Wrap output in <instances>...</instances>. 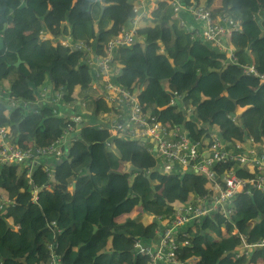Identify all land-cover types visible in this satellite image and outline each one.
I'll list each match as a JSON object with an SVG mask.
<instances>
[{"label": "trees", "instance_id": "16d2710c", "mask_svg": "<svg viewBox=\"0 0 264 264\" xmlns=\"http://www.w3.org/2000/svg\"><path fill=\"white\" fill-rule=\"evenodd\" d=\"M215 1L221 7L214 12L231 16L248 40L247 48L237 49V63H225V54L193 41L179 28L171 8L161 3L149 19L152 26L139 30L145 44L118 50L116 81L140 93L146 113L184 126L194 140L206 134L199 128L203 125L218 132L229 148L249 137L262 146L264 83L245 75L244 68L254 65L264 75V0L207 3ZM53 4L64 14L53 12ZM132 7L129 0H0V82H8L11 97L31 103L19 120L5 116L9 105L0 99V127L8 128L9 142L19 147L50 144L65 130L70 115L82 114L83 104L89 121L111 111L93 87L85 52L62 45L60 39L84 42L99 52L121 27L131 24ZM44 33L52 37L42 39ZM19 59L22 63L15 67ZM43 86H52L51 96L61 90L59 115L48 103L34 105ZM172 94L189 96L184 108L172 104ZM66 104L72 108L63 110ZM238 108L247 109L237 116ZM38 162L0 168V203L1 197L5 201L0 209V264H49L53 259L58 264H148L147 257L135 253L134 240H158L159 224L150 223L151 217L174 216L172 206L189 200L185 181L193 180L198 196L210 186L196 175L161 174L156 159L140 143L111 138L107 129L92 125L80 130L67 160L50 168L54 183L42 159ZM130 166L139 171L127 173ZM235 170L241 178L251 177L237 165ZM230 210L226 218L214 216L188 228L185 240L179 236L180 263L264 262V248H257L264 245V192L237 194Z\"/></svg>", "mask_w": 264, "mask_h": 264}, {"label": "built area", "instance_id": "2783aa9c", "mask_svg": "<svg viewBox=\"0 0 264 264\" xmlns=\"http://www.w3.org/2000/svg\"><path fill=\"white\" fill-rule=\"evenodd\" d=\"M137 3L132 9L134 17L131 20V28L122 27L119 34L99 52L94 46L84 42H62L64 46L85 52V61L94 78L93 87L100 91V98L105 100L111 111L103 113L99 120L89 121L84 115L90 113L86 112L83 104L82 114L70 115L67 127L60 137L46 146L14 145L8 141V128L0 127V168L9 164L37 165L42 158L67 160L69 148L77 141L80 130L87 125L107 129L111 138L140 143L156 159L157 169L161 174L196 175L210 182L208 192L202 196L195 194L193 187L189 189V200L172 206L174 216L171 219L151 217V223L159 224L156 231L157 245H147L140 238L134 240L135 253L147 257L148 264H182L177 258L178 249L182 246L178 240L180 235L185 240L188 228L197 227L205 219L214 216L219 219L228 217L237 194L264 192V145L259 146L249 137L229 148L218 132L203 125L199 128H203L206 134L194 140L184 126L164 123L157 116L146 113L139 95L117 83L114 64L118 50L136 43L145 44L146 37L139 34L141 28L137 24L150 17L151 8L154 12L161 3L171 8L179 28L189 33L193 41L200 40L225 54V63L235 64L238 61V48L232 40L243 33V28L227 13H216L211 7L202 6L197 2L188 3L185 0H138ZM183 13H187L188 18H184ZM42 39H48L45 33ZM244 74L258 77L260 83H264V75L259 74L254 65L245 67ZM50 91L47 86H43L38 91V100L34 105L48 103L52 105L53 114L59 115V107L63 105L61 90L56 91L53 96L49 95ZM181 97L179 94L177 98ZM2 98L6 99L10 110L25 111L31 105L28 101L10 97L8 90L0 83V99ZM70 108L72 107L66 104L63 110ZM191 112L192 110H187L188 116ZM107 146L113 148L110 144ZM235 165L248 171L251 177H239ZM45 171L51 177L50 168L45 166ZM33 194L36 201L38 190H34ZM4 202L1 197L0 209ZM184 245H189V241L186 240ZM195 262L196 259H193L192 263ZM58 263V259H53L49 264Z\"/></svg>", "mask_w": 264, "mask_h": 264}, {"label": "crops", "instance_id": "0c3cea01", "mask_svg": "<svg viewBox=\"0 0 264 264\" xmlns=\"http://www.w3.org/2000/svg\"><path fill=\"white\" fill-rule=\"evenodd\" d=\"M133 2V4L137 3L138 0H130ZM207 1V0H206ZM102 2V0H101ZM207 6H210L212 7V9H218L221 7V4L219 1H215L211 4H207ZM50 9L55 12L57 15H63L64 14V9L61 7V6H58V5H50ZM184 18H188V14L185 13V17ZM151 24V23H150ZM127 26L130 28L131 27V24L130 22L127 24ZM145 27V26H144ZM46 37L47 38H51L52 36L46 34ZM62 39V38H61ZM68 41V39H65ZM66 41V42H67ZM233 43L235 44V46H237V48H240V49H245L248 47V40L246 38V36L242 33V34H239L237 35L236 37H234V39L232 40ZM115 73V71H114ZM117 76V73H115V78ZM8 83V82H7ZM4 84V82H3ZM9 89V88H8ZM241 109V113L239 112L237 116H240L247 108H239ZM7 116L13 114L16 118H18L19 120L23 119L24 116H25V111L22 110V109H14V110H9L5 113ZM42 162L43 164L46 166V167H49V168H52V166H55L58 162V160L54 159V158H42ZM185 186L188 188V189H191L192 187H194V183L193 182H187L185 183ZM139 211H135L132 216H134L135 214H137ZM123 219H120V221H122ZM151 221V219H150ZM158 243V240L156 239V242L153 243V245H157ZM147 245H150L149 243H146ZM247 250H250L249 247L247 248ZM256 264H264V262L262 260H259L257 261Z\"/></svg>", "mask_w": 264, "mask_h": 264}, {"label": "rangeland", "instance_id": "374dc122", "mask_svg": "<svg viewBox=\"0 0 264 264\" xmlns=\"http://www.w3.org/2000/svg\"><path fill=\"white\" fill-rule=\"evenodd\" d=\"M130 1V0H129ZM130 2H132V1H130ZM199 2V4H201L202 6H207V1L206 0H199L198 1ZM152 7V6H151ZM208 7H210V6H208ZM153 12V9L151 8V13ZM150 13V14H151ZM149 20H143V21H140V22H138V24H137V26L139 27V28H141V29H145V28H148V27H151L152 25L150 24L151 22L149 21ZM145 26V27H144ZM114 68H115V73H117V75L119 74V65L117 64V62H115V64H114ZM4 87L5 88H9V84L6 82V81H4ZM174 101H175V103L176 104H180L181 106H183V104H182V102L183 101H181V100H179L178 98H174ZM184 104L185 105H187L188 104V102L187 101H184ZM76 109V111L77 112H81V111H79L78 110V108L76 107L75 108ZM190 109V108H189ZM191 110V109H190ZM241 113V109H237V112H236V114L237 115H239L238 113Z\"/></svg>", "mask_w": 264, "mask_h": 264}, {"label": "water", "instance_id": "95a60500", "mask_svg": "<svg viewBox=\"0 0 264 264\" xmlns=\"http://www.w3.org/2000/svg\"><path fill=\"white\" fill-rule=\"evenodd\" d=\"M103 10H104V9H103ZM103 10H102V11H103ZM3 48H4L3 40H0V51H1ZM21 63H22V61H21V59H19V60L15 63V67H19ZM30 86H31V88H33V89L35 90V85H34L33 83H30ZM51 87H52V86H49L50 89H51ZM36 94H37V92H36ZM172 98H174V94H172ZM133 171H139V170H138L137 168H135L134 166H130L129 169H128V172H127V173H131V172H133ZM50 182H51V183H54V182H55V172H52V176H51V178H50ZM74 187H75V186H73V188H74ZM31 188L33 189L34 186L32 185ZM0 217H1V215H0ZM56 237H58V235H57ZM53 247H55V246H53ZM257 248H264V245H263V246H259V247H257Z\"/></svg>", "mask_w": 264, "mask_h": 264}, {"label": "clouds", "instance_id": "9594fccd", "mask_svg": "<svg viewBox=\"0 0 264 264\" xmlns=\"http://www.w3.org/2000/svg\"><path fill=\"white\" fill-rule=\"evenodd\" d=\"M197 3H199L198 1H196ZM138 3H134L133 4V6H135V5H137ZM206 7H208V6H206ZM212 8V7H211ZM132 9H133V7H132ZM153 13V12H152ZM152 15V14H151ZM134 17V16H133ZM151 18V16L150 17H148V18H145V19H143V20H149ZM143 20H141V21H143ZM149 22V21H148ZM123 27H127V26H123ZM122 28V27H121ZM128 28V27H127ZM131 28V27H130ZM121 31V30H120ZM68 39V41L67 40H65V38H62V39H60V42L62 43V42H64V41H67L69 44H75L77 41H74V42H71V40L69 39V38H67ZM119 70H120V67H119ZM1 83V82H0ZM93 83H94V78H93ZM1 85L4 87V85H3V83H1ZM5 88V87H4ZM6 90H8V92L10 91L8 88H5ZM50 89V88H49ZM51 89H52V87H51ZM50 89V90H51ZM127 90H129V89H127ZM131 91V90H130ZM37 92V94H38V91H36ZM100 92V91H99ZM133 92V91H132ZM135 94H137V95H139V97H140V93L139 92H134ZM9 95H10V92H9ZM181 96H182V94H181ZM11 97V96H10ZM178 96H176V95H174V98H177ZM189 96L188 95H186V96H182L181 97V99H179V100H181V101H183L185 98H188ZM98 98H100V93H99V96H98ZM174 98H173V101H174ZM102 99V98H101ZM175 102V101H174ZM176 104V103H175ZM144 105V104H143ZM82 106V105H81ZM182 108H184V106H182ZM14 110V109H13ZM6 113V112H5ZM99 120V119H98ZM263 146V145H262ZM51 176H52V174H51ZM34 189V188H33ZM151 223V222H150ZM151 245H153V243L152 244H150V246ZM193 264H195V263H193Z\"/></svg>", "mask_w": 264, "mask_h": 264}]
</instances>
